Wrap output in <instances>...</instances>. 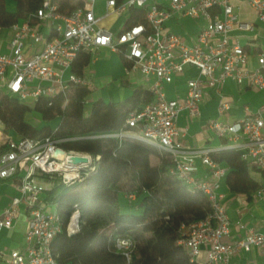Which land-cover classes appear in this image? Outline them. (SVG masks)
Masks as SVG:
<instances>
[{"label":"built area","instance_id":"built-area-1","mask_svg":"<svg viewBox=\"0 0 264 264\" xmlns=\"http://www.w3.org/2000/svg\"><path fill=\"white\" fill-rule=\"evenodd\" d=\"M79 2L66 14L58 10L55 0H42L35 13L8 27V52L0 53V92L32 105L41 97L56 95H62L66 102L71 89L92 87L88 79L71 71L78 54H90L97 48L118 53L129 63V73H140L150 80L146 90L151 100L129 112L124 128L105 136L139 140L167 153L172 162L170 174L200 191L209 203L210 212L204 218L181 224L177 244L195 264H229L237 251L264 248V233L254 230L239 239L223 241L230 233V219L217 188L226 170L211 158L221 149H234L247 165L264 172V105L254 113L245 108V116L232 123L210 120L207 127L226 142L218 148L184 147L178 141L183 132L177 126L182 111L190 117L199 115L206 87L219 91L227 78L264 89V52L257 53V67L250 69L248 53L232 37L234 31L253 30L250 23L239 18L240 3L247 4L264 24V0H105L100 15L95 12L97 0ZM131 8L144 10L143 23L127 24ZM112 14L126 17V24L117 34L101 25ZM174 14L204 20V27L191 45L165 30V22ZM32 19L37 24L50 22L48 34L41 33ZM186 67L195 68L197 75L185 80V95L181 99L167 98L164 86ZM228 109L229 104L221 100L219 116ZM75 139L45 136L5 140L0 152V180L12 181L18 196L1 212L0 230L12 226L20 205L25 206L27 214L26 247L8 253L0 250V258L5 257L7 264H56L51 242L61 231V223L56 210L45 202V182L57 178L65 185L73 184L98 160L89 153L62 147ZM57 150L62 153L55 154ZM198 160L208 170L201 178L195 176ZM127 198L133 201L135 195ZM79 229V213L74 211L66 232L72 235ZM115 247L129 262L133 241L117 239ZM203 250L205 258L201 260Z\"/></svg>","mask_w":264,"mask_h":264},{"label":"trees","instance_id":"trees-1","mask_svg":"<svg viewBox=\"0 0 264 264\" xmlns=\"http://www.w3.org/2000/svg\"><path fill=\"white\" fill-rule=\"evenodd\" d=\"M8 2L13 3L11 10ZM41 2L0 0V28L28 18ZM55 2L66 14L80 5L79 0ZM128 14V25L145 21L144 10L131 8ZM120 57L127 68L129 63ZM89 62L90 54L82 52L71 71L83 76ZM89 94L88 89L75 87L66 102L56 95L41 97L30 106L0 92V124L5 134L34 139L75 137L62 147L98 157L81 180L65 185L57 179L46 191L45 200L53 203L61 223V231L51 242L56 264H195L177 238L181 224L200 220L210 212L205 195L170 174L172 162L167 153L139 140L105 136L124 128L129 112L149 102L151 95L137 87L121 102L95 101L86 115L83 104ZM32 111L42 121L58 123L57 127L34 126L28 118ZM151 157L157 160L155 164ZM211 158L229 168L225 183L230 191L249 195L258 189L250 177L252 168L237 150L221 149ZM130 194L135 198L127 211L125 206V210L121 208L120 197ZM74 211L79 213L80 229L68 235L66 227ZM117 239L133 241L129 262L117 251ZM173 256L179 259L171 260Z\"/></svg>","mask_w":264,"mask_h":264},{"label":"crops","instance_id":"crops-1","mask_svg":"<svg viewBox=\"0 0 264 264\" xmlns=\"http://www.w3.org/2000/svg\"><path fill=\"white\" fill-rule=\"evenodd\" d=\"M103 6L104 2L101 6H99L96 2L95 12L97 15L103 13ZM239 7V18L244 22L250 23L253 26V30L250 32L234 31L232 33V37L234 40H237L248 53L249 59L247 67L253 69L257 67V53L264 52V24L257 20L247 4L240 3ZM9 10H11V7ZM33 24L37 25L39 31L45 35L48 34L51 27L50 22L45 20L39 24L34 21ZM125 24L126 17L124 15L118 16L115 14L105 17L101 22L103 27L109 29L114 34H117ZM164 26L166 31L180 36L185 43L191 45L194 42L199 30L204 27V20L194 19L186 15L174 14L165 22ZM45 28L47 32L45 31ZM9 37L10 32L8 28L0 29L1 54L8 52L7 43ZM94 53L96 56L92 59V62H94V65H97L99 64L97 55H110L114 52L106 48H97L95 51L90 53V62ZM121 61L123 67L125 68V73L123 72L124 74L121 76L122 79L124 78L123 82H121V86H126L124 89V97L121 100L123 101L131 94V89L133 90L137 87L147 89L150 80L146 81L140 73H129L127 70L128 67L126 68L124 66V61L122 59ZM196 75L197 70L195 68L186 67L183 73L174 76L172 82L164 86L167 98H183L186 92L185 80L187 78L196 77ZM83 77L86 79L90 77L85 74V69ZM88 80L92 83V87L89 89V96L91 95V99L88 100L89 96L86 98L83 104L84 110L86 103L89 102L92 106L95 102V100H93L95 98L92 97L97 92L95 88V81L90 78ZM99 99L108 103L101 97ZM221 100L229 104V109L223 115L219 116L218 104ZM29 105L32 106L31 103ZM262 105H264V89L259 90L249 87L245 82L243 84H238L234 80L227 78L224 80L219 91L213 87L205 88L202 101L200 103L199 115L197 117H190L186 111H182L180 113L177 120V126L182 130L183 136L180 137L178 141L184 147L189 149L221 147L226 142L222 138L217 137L214 131L207 127L208 122L210 120H216L220 123H232L245 116V108H247L249 112L254 113ZM91 106L88 112L84 111L86 115L89 114ZM262 117H264V114H262ZM28 118L30 122L38 128L49 125L51 129H54L58 125V123L53 124L52 122L42 121L33 111L28 114ZM34 120L38 121V123L35 122V124ZM8 138L16 139L11 133L5 134L3 132L2 125L0 124V152L3 149L5 140ZM196 165V177L201 178L208 173V170L200 164L199 160ZM220 165L225 168L226 173L219 182L217 192L222 195L221 201L230 219V233L228 236L223 238V241L229 242L234 239H239L243 237L248 230L264 233V172L254 169L248 165L249 168H252L250 170V177L257 183L258 189L247 195L246 193H236L230 191L225 183V178L229 172V168L226 165ZM53 183L54 182L49 183L48 190L52 188ZM15 196H18V192L15 189L13 182L10 180H0V214L10 203V200ZM45 202L47 203L48 208L55 209L53 203L46 200ZM26 229L27 214L25 212V206L22 204L18 209V214L13 221L12 226L9 229L3 228L0 230V250L8 253L14 249H24L26 247ZM204 258L205 251L203 250L200 259L203 260ZM0 264H7L5 257L0 258ZM229 264H264V248L254 246L249 251H237L230 257Z\"/></svg>","mask_w":264,"mask_h":264},{"label":"rangeland","instance_id":"rangeland-1","mask_svg":"<svg viewBox=\"0 0 264 264\" xmlns=\"http://www.w3.org/2000/svg\"><path fill=\"white\" fill-rule=\"evenodd\" d=\"M104 0H98L97 4L101 6L103 4ZM13 3L8 2L7 6L8 8H12ZM100 9V8H99ZM45 31L47 32L46 28ZM95 53L92 55L91 62L89 65L85 68V74L87 76H90L89 78L91 80L95 81V88L97 90L96 94L92 97L95 98L93 100H98L100 97L103 98L106 102H119L124 97V89L126 86H121V82H123V79L121 76L125 73V68L122 65L121 57L118 53L114 52L110 55H97V58L99 59V64L94 65V62H92V59L95 57ZM123 69V71H122ZM124 72V73H123ZM88 78V79H89ZM132 91V89H131ZM128 92V91H126ZM128 94V93H127ZM91 99V95L88 97V100ZM30 101H26V103H29ZM91 106V103H86L85 111L88 112L89 108ZM38 123V121L34 120V123ZM35 123V124H36ZM54 124V123H53ZM150 161L152 164H155L157 160L154 157L150 158ZM45 180V179H44ZM47 181V180H45ZM52 182H56L57 178L51 179ZM47 184V188L49 187L48 181L45 182ZM130 203V204H129ZM120 204L121 208L124 209V206L127 208V211L130 210L129 206L132 204L131 200L122 195L120 197ZM125 208V209H126ZM124 209V210H125ZM179 259L177 256H173L171 260Z\"/></svg>","mask_w":264,"mask_h":264},{"label":"water","instance_id":"water-1","mask_svg":"<svg viewBox=\"0 0 264 264\" xmlns=\"http://www.w3.org/2000/svg\"><path fill=\"white\" fill-rule=\"evenodd\" d=\"M62 152H60L59 150H57L56 152H55V154H61Z\"/></svg>","mask_w":264,"mask_h":264},{"label":"bare ground","instance_id":"bare-ground-1","mask_svg":"<svg viewBox=\"0 0 264 264\" xmlns=\"http://www.w3.org/2000/svg\"><path fill=\"white\" fill-rule=\"evenodd\" d=\"M74 221H75V217L73 216V218H72V224H73Z\"/></svg>","mask_w":264,"mask_h":264}]
</instances>
